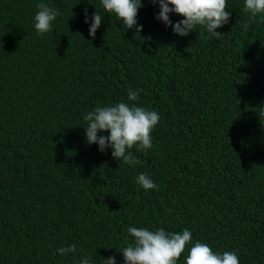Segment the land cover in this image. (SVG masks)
Segmentation results:
<instances>
[{
	"label": "trees",
	"instance_id": "trees-1",
	"mask_svg": "<svg viewBox=\"0 0 264 264\" xmlns=\"http://www.w3.org/2000/svg\"><path fill=\"white\" fill-rule=\"evenodd\" d=\"M41 2L59 13L44 34ZM244 8L227 0L220 38L180 36L142 0L137 39L102 0H0V264H125L130 227L188 229L177 264L196 242L264 264V13ZM119 102L160 116L135 165L86 142L83 116Z\"/></svg>",
	"mask_w": 264,
	"mask_h": 264
},
{
	"label": "clouds",
	"instance_id": "clouds-1",
	"mask_svg": "<svg viewBox=\"0 0 264 264\" xmlns=\"http://www.w3.org/2000/svg\"><path fill=\"white\" fill-rule=\"evenodd\" d=\"M152 3H158L160 7L156 19L172 27L174 33L180 36H188L197 26H203L213 37L220 38L222 33L217 29L227 24L231 16L227 11V0H152ZM102 4L107 12L115 13L127 29L135 28L136 38L140 37L143 26H137V16L142 7V0H102ZM37 7L39 11L35 16V29L39 34L52 31L53 21L59 13L43 2ZM244 11L250 13L254 21L258 14L264 13V0H245ZM170 13H176L184 19L173 25ZM85 16V23H88L86 9ZM91 19L93 22L90 24L89 34L95 38L102 17L97 11ZM138 99L139 90L129 89L128 100ZM83 119L87 122L85 134L88 144H97L101 152L112 148L113 158L135 165L139 161L128 150L134 145H139L143 149L152 148L151 134L159 123L160 116L155 111L119 102L115 106L96 107L87 112ZM102 132H109L110 135H98ZM137 183L145 190L158 187L145 174L137 177ZM128 232L134 237V244H129L120 251L125 264H177L186 245L192 240V233L188 229H184L182 233H166L163 228L150 231L130 227ZM57 251L60 255L75 252L76 245L62 247ZM80 264H89V259L83 257ZM104 264H117L116 258L109 257L104 260ZM186 264H240V261L235 252L215 253L208 244L196 242L190 249Z\"/></svg>",
	"mask_w": 264,
	"mask_h": 264
}]
</instances>
